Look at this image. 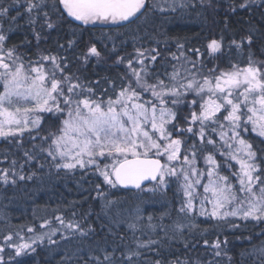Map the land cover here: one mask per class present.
<instances>
[{
  "label": "snow or ice",
  "instance_id": "6c2138e0",
  "mask_svg": "<svg viewBox=\"0 0 264 264\" xmlns=\"http://www.w3.org/2000/svg\"><path fill=\"white\" fill-rule=\"evenodd\" d=\"M165 3L167 9L159 0H0V138L15 141L22 148L24 134L35 140L32 133L42 131L41 126L47 120L49 130L41 137L43 143L24 150L25 163L36 160L39 153H46L51 158L50 166L57 171L94 169L102 177L95 191L105 216L108 215L105 210L119 202L109 198L104 186L156 193L163 192L170 178H175L183 193L175 217L170 212L159 217L145 216L140 204L130 209L117 207L110 222L117 229L125 227V232L130 233L127 238L130 243L125 235L109 228V234L117 236L123 248L116 245L109 251V246L98 244L95 249L89 247L85 256L80 255L84 248L79 247L72 254L78 264H140L141 257L145 264H190L187 258L167 256L171 255L173 241L183 240L186 231L198 228L193 216L197 201L200 216L232 228L239 225L230 218L264 224V149L255 147L244 136L255 133L264 144V59L257 58L253 51V46L259 43V51L264 55V27L257 28L249 22L246 32L238 38L233 34L228 41L229 49L246 51L244 66L230 62V68L218 73L216 68H210L209 75L203 74L204 63L198 59L204 53L199 48L186 49L180 38H170L167 33L145 31L156 47L136 46L135 42L143 38L133 36V52L124 54L110 34L101 33L99 39L101 43L113 41L111 48L106 43L98 47L96 38L81 40L90 25L127 28L137 24L138 32L139 24L147 23L150 14L156 11L195 9L199 15L200 9L217 11L227 4L226 12L233 14L238 10L251 11L257 0H165ZM13 9L15 15L11 14ZM21 18L31 26L37 44L41 39V32L36 30L38 23L47 29L67 24L69 38L65 43L58 42L57 47L64 51L78 49L74 55L81 67L93 60L123 65L125 72L119 75V90L116 81L105 78L113 85V94L107 99L97 97L91 82L82 81L75 72L68 71V58L59 53L41 54L37 60L26 58L20 45L10 42V33L20 27ZM228 28L225 18L224 29ZM169 39L176 40L177 48L176 52L169 51L171 61L176 62L170 64V72L163 67L170 62L159 47L161 43L167 46ZM225 39L223 31L219 38H209L206 53L218 59L223 54ZM188 52L197 59H192ZM104 91L107 95V90ZM183 108H188L189 113L181 117ZM181 118L186 127L180 126ZM185 133L197 137L200 147L195 143L188 145L183 138ZM212 134L219 136V146ZM205 152V168L200 169L199 154ZM216 152L224 157L223 162L216 159ZM177 161H181L179 171ZM17 164L13 159L8 167L0 168V184L14 185L17 179L31 180L36 175L22 174L24 164H19V168ZM225 168L228 174H224ZM38 227L46 231L28 226L27 232L33 235L27 240L17 232L23 242L14 241L12 235L4 237L0 253L5 248L14 250L8 264L12 261L21 264L15 258L34 252V245H42L45 239L50 245L59 246L60 241L68 242L76 234L83 238L96 231L91 225L85 228L80 221L62 215L44 219ZM57 235L59 240L53 239ZM143 236L148 238L142 239ZM256 236L262 238L261 242L253 245L247 255L258 254L259 264H264V229ZM247 239L251 241L252 237ZM228 243L226 237L224 240L217 237L211 243L205 239L203 245L212 250V259H196L191 264H220L218 257L233 264ZM184 247H189L188 242ZM145 251L154 253L155 258L146 257ZM240 255L246 253L242 251ZM0 264H6L3 255Z\"/></svg>",
  "mask_w": 264,
  "mask_h": 264
},
{
  "label": "trees",
  "instance_id": "16d2710c",
  "mask_svg": "<svg viewBox=\"0 0 264 264\" xmlns=\"http://www.w3.org/2000/svg\"><path fill=\"white\" fill-rule=\"evenodd\" d=\"M160 4L167 9L165 1ZM226 9L227 4L217 11L200 9L199 15L195 9H177L176 12L167 10L163 12L156 11L150 14L147 23L139 24L138 32L135 31L138 27L137 24L127 28L118 25H90L88 26L89 31L83 34L81 40L87 41L90 38H96L95 42H97L98 47H103V44L106 43L111 48L113 41L104 40L101 43L99 39L101 33L110 34L113 36V40L120 49L121 54H124L133 52V36L143 38L135 42L136 46L143 44L145 47H156L157 45L145 36V31L150 34L167 33L170 38H180L181 42L185 43L186 49L199 48L201 53H204L198 58L204 63L202 72L204 75H209L208 70L210 68H216L218 73L220 70L230 68L231 63H239L244 66L246 63V51L238 52L235 49H229L227 47L228 41L233 37V34L238 38L239 35L246 32L249 22L257 28L264 27V17H262L264 6H261V0H257V5L251 11L238 10L236 13L228 14ZM11 14H16L15 9H13ZM225 18H227L228 30L224 29ZM18 24L20 27L10 33V42L20 45V51L26 54V58L31 57L33 60H37L41 54L51 53L55 55L59 53L61 56L68 58V71L75 72L76 75L81 77L82 81L91 82L97 97L107 99L108 95L113 94V85L106 82L105 78L116 81V90H119V75L125 72L123 65L113 66L111 60L107 63H97L93 60L86 67H81L74 55V52H77L78 49H67V51H64L57 47L58 42L65 43L66 39L69 38L70 28L67 24H64L59 29H47L46 27L41 28V24L38 23L36 30L41 32L39 44H37L32 34L31 26L26 24L23 18L18 21ZM222 31L226 37L225 48L223 54L218 59H214L206 53L205 45L209 38H219ZM26 41H30V43ZM82 46L83 44H81ZM159 47L170 62L163 65V67H167L170 72V64L176 62L171 61L169 51H177L176 40L169 39L167 46L161 43ZM259 47L260 45L257 43L253 46V51L256 53L257 58L264 59ZM188 55L192 59H197V57L192 56L191 52H188ZM163 67L159 64L157 65V68L161 71ZM197 78L199 79V76ZM96 81H99V85L96 84ZM104 90H107V95H105ZM188 113L189 109L183 108L180 115L183 117ZM52 119L54 120L55 118L52 117ZM180 126H187L182 118ZM41 127L43 130L38 134L36 132L32 133L36 137L35 140L31 139L28 133L24 134L22 148L17 147L15 141L9 142V140L0 138V168L8 167L11 160L15 159L18 162L17 168H19V164H24L22 174L36 173L31 180L21 181L17 179L16 184H8L7 186L0 184V245L5 244L4 237L7 235H12L14 241L23 242L16 236L17 232L26 240L32 237L33 234L27 232L28 226H36L38 231H46V229H39V224L44 219H52L55 215H62L66 219L78 220L85 228L91 225L96 231L83 238L76 234L68 242L60 241L59 246L50 245L45 239L42 245H34L36 249L34 252L16 257V261H21V264H78L72 254L79 247L84 248V252L80 253V255L85 256L89 247L95 249L98 244L99 246H109V251L111 247L116 245H120L122 249L123 244H121L119 238L109 234V228H112L113 232L125 235L126 241L130 243V240L127 239L130 233L125 232V227L121 225L117 229L110 222V217L114 215L117 207L130 209L136 204H140L144 209L145 216L152 214L154 217H159L162 213L170 212L175 217L176 210L183 199L179 182H176L175 178H170L168 187L163 192L156 193L126 191L121 188L108 189L107 186H104L105 190L110 193L109 198L119 202L111 209H106L105 211L108 212V215L105 216L101 208L102 202L96 198L95 191V186L102 183V177L96 174L94 169H77L74 173H69L65 170L57 171L50 166L51 158L47 157L46 153H39L36 160L31 163H25L24 150H32L34 144L40 145L43 143L41 137L47 135L49 130L48 121L46 120ZM51 130L54 131L55 128ZM212 136L217 140L219 146L221 143L218 139L219 136L216 134H212ZM245 137L249 138L255 147L264 149V144L260 143L262 138L251 133H248ZM183 138L187 139L188 145L195 143L197 147H200V141L197 137L185 133ZM44 146L46 147L47 144H44ZM208 150H211V146H208ZM204 154L207 153L199 154L197 161V166L200 169L205 168ZM215 157L220 162L224 160V157L219 152L215 153ZM41 163L44 164L43 168L39 167ZM175 163L179 171L181 161ZM228 172L229 170L225 168L224 174H228ZM148 187H151V185L149 184ZM198 207L199 203L197 201L196 211L193 216L198 228L190 233L186 231L183 240L173 241L170 248L171 255L167 256V258L174 259L176 256L182 259L187 258L190 264L196 259H212V250L205 248L203 241L207 239L211 243L217 237L221 240L226 237L229 241L227 251L233 257V264H259L258 254L247 255V253L252 251L253 245L260 244L262 238L256 236V233L264 229V224H256L251 220L243 221L238 218H230L239 225L238 228H232L224 222L200 216ZM73 213H75V216H73ZM165 223H168V221L165 220ZM248 237H252L251 241L247 239ZM147 238V236L142 237V239ZM53 239L59 240V235L54 236ZM185 242H188V248L184 247ZM242 251L246 253L243 257L240 255ZM0 255H3L6 264H8L10 255H14V250L5 248V252L0 253ZM117 256H119V251ZM145 256L155 258L152 252L145 251ZM66 257H71V259H66ZM216 259L220 261V264H228L225 257ZM11 264H15V261H12ZM140 264H145L144 257H141Z\"/></svg>",
  "mask_w": 264,
  "mask_h": 264
},
{
  "label": "rangeland",
  "instance_id": "374dc122",
  "mask_svg": "<svg viewBox=\"0 0 264 264\" xmlns=\"http://www.w3.org/2000/svg\"><path fill=\"white\" fill-rule=\"evenodd\" d=\"M162 1H165V0H159V3H162ZM248 133H251L252 135H256L255 133H252V132H248ZM248 133H244V136H246ZM218 139H219V137H218ZM220 141V140H219ZM231 163L232 164H235V161H231ZM236 167H238V165L236 166ZM201 192H202V190H201ZM210 207V206H209ZM199 208V207H198Z\"/></svg>",
  "mask_w": 264,
  "mask_h": 264
},
{
  "label": "water",
  "instance_id": "95a60500",
  "mask_svg": "<svg viewBox=\"0 0 264 264\" xmlns=\"http://www.w3.org/2000/svg\"><path fill=\"white\" fill-rule=\"evenodd\" d=\"M74 23H78V22H74ZM108 25H111V24H108ZM146 185H149V183L146 182ZM121 189L126 190V191H138V190L133 189V188H127V189H125V188H122V187H121Z\"/></svg>",
  "mask_w": 264,
  "mask_h": 264
}]
</instances>
